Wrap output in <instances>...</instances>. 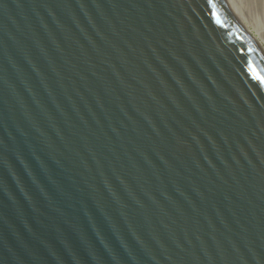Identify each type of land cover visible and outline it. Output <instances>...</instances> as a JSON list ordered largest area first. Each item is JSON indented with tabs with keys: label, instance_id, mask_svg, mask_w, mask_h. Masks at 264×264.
<instances>
[{
	"label": "water",
	"instance_id": "obj_1",
	"mask_svg": "<svg viewBox=\"0 0 264 264\" xmlns=\"http://www.w3.org/2000/svg\"><path fill=\"white\" fill-rule=\"evenodd\" d=\"M0 264H264V52L225 0H0Z\"/></svg>",
	"mask_w": 264,
	"mask_h": 264
},
{
	"label": "bare ground",
	"instance_id": "obj_2",
	"mask_svg": "<svg viewBox=\"0 0 264 264\" xmlns=\"http://www.w3.org/2000/svg\"><path fill=\"white\" fill-rule=\"evenodd\" d=\"M225 2L227 3V5L230 8L233 16L239 22V24L241 25V27L247 32V34H249V36H251V38H253L255 40V42H257V44L259 45V47L264 52V43H262V41L260 39L261 37H264V25H262V23H261L260 25H262L263 27H259L260 25L258 27L255 26L256 31L254 32V31H251L249 29V27H248L249 25L247 26V23L245 22L246 19H249L251 21H254V18L255 17L258 19V17H257V15H258L257 11L258 10L257 9H256L257 10L256 12L253 11L255 14L257 13V15H254L255 17L249 13V12H251L250 8L252 7V5H254L252 3H256V2H258V0H248V3H250V6L249 5L247 6V4L245 5L244 4L245 2H243V0H225ZM261 13H260V15H261ZM254 22H256V21H254Z\"/></svg>",
	"mask_w": 264,
	"mask_h": 264
},
{
	"label": "rangeland",
	"instance_id": "obj_3",
	"mask_svg": "<svg viewBox=\"0 0 264 264\" xmlns=\"http://www.w3.org/2000/svg\"><path fill=\"white\" fill-rule=\"evenodd\" d=\"M243 2H245L244 4L246 5L247 4V6L249 5L250 6V3H248V0H243ZM261 2V3H260ZM258 3V4H257ZM252 4H254V5H252V7L250 8V10H251V12H249L251 15H257V13H258V15H257V17H258V19L256 18H254V21H256V22H254V21H251V20H249V19H246V23H247V26L249 27V29L251 30V31H256V28H255V26L256 27H258L261 23H262V25H264V0H258V2H256V3H252ZM257 4V5H256ZM259 11H257V10ZM263 9V10H262ZM256 12L257 11V13L255 14L254 12ZM263 11V12H262ZM263 14H262V13ZM260 13H261V15H260ZM263 18V19H262ZM262 19V20H261ZM262 25H260L259 27H263ZM252 26V27H251ZM254 28V29H253ZM253 29V30H252ZM261 39V41H262V43H264V37H261L260 38Z\"/></svg>",
	"mask_w": 264,
	"mask_h": 264
}]
</instances>
